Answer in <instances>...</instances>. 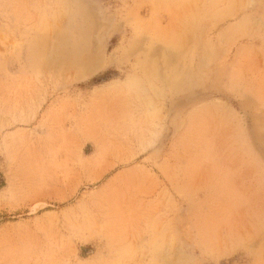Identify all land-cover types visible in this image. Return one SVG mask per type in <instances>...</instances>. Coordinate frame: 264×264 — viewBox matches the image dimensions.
Returning <instances> with one entry per match:
<instances>
[{
  "label": "rangeland",
  "instance_id": "1",
  "mask_svg": "<svg viewBox=\"0 0 264 264\" xmlns=\"http://www.w3.org/2000/svg\"><path fill=\"white\" fill-rule=\"evenodd\" d=\"M0 264H264V0H0Z\"/></svg>",
  "mask_w": 264,
  "mask_h": 264
}]
</instances>
